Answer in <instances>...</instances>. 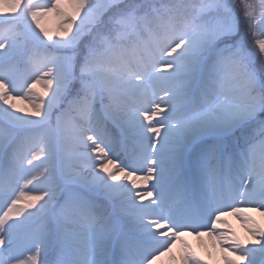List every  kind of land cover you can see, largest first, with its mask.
I'll return each mask as SVG.
<instances>
[{"label":"snow or ice","instance_id":"6c2138e0","mask_svg":"<svg viewBox=\"0 0 264 264\" xmlns=\"http://www.w3.org/2000/svg\"><path fill=\"white\" fill-rule=\"evenodd\" d=\"M253 211L264 0H0V264H264Z\"/></svg>","mask_w":264,"mask_h":264},{"label":"rangeland","instance_id":"374dc122","mask_svg":"<svg viewBox=\"0 0 264 264\" xmlns=\"http://www.w3.org/2000/svg\"><path fill=\"white\" fill-rule=\"evenodd\" d=\"M41 24L46 29L50 27H55V32H58L60 29L58 28V17L49 13L47 16L43 17L41 19ZM36 91H42V87L40 85L36 86ZM18 108H27L29 105H25L24 100L17 99L15 101ZM250 215L255 217V219L261 224L264 225V217H261L259 213L257 212H251ZM224 220L228 222L229 225L232 226V228L235 229L237 234L241 236V238L250 239V237L247 236V234L244 232L243 228L240 226V221L236 219L234 216L226 215L223 217ZM221 228H223V225H220ZM184 237H188L192 239L193 244L191 245L193 247V250L198 256L206 258L211 251L206 247V244L203 239H197V237L194 234H189L188 232H185L183 234ZM179 244V243H177ZM176 245V244H175ZM177 246V245H176ZM178 253V254H177ZM180 252L177 251V248L175 246L172 247V250L170 253H164L160 256H158L154 261L153 264H177V261L174 259V257L179 256Z\"/></svg>","mask_w":264,"mask_h":264},{"label":"bare ground","instance_id":"6f19581e","mask_svg":"<svg viewBox=\"0 0 264 264\" xmlns=\"http://www.w3.org/2000/svg\"><path fill=\"white\" fill-rule=\"evenodd\" d=\"M51 14L53 15V17H55V14H53V13H51ZM24 103H25V105H28L27 101H24ZM218 227H220V226H218ZM182 239L184 241H186L190 246L193 244L192 239H190L188 237L182 236ZM202 239L204 240L206 247L211 251V253H209V255L204 259L209 261V264H223V261L219 259V250L213 249L211 247V243H212L211 239L207 236L203 237ZM176 245H174L175 248H177V251L180 252L181 251V245L180 244H176ZM191 250H193L192 246H191Z\"/></svg>","mask_w":264,"mask_h":264},{"label":"trees","instance_id":"16d2710c","mask_svg":"<svg viewBox=\"0 0 264 264\" xmlns=\"http://www.w3.org/2000/svg\"><path fill=\"white\" fill-rule=\"evenodd\" d=\"M55 27H50V28H48L47 30L49 31V32H51V33H55Z\"/></svg>","mask_w":264,"mask_h":264}]
</instances>
